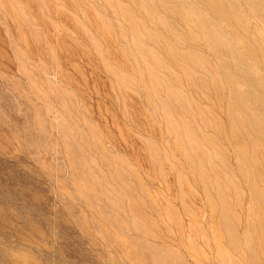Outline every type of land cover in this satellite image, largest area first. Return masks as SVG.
I'll use <instances>...</instances> for the list:
<instances>
[{
  "label": "rangeland",
  "instance_id": "obj_1",
  "mask_svg": "<svg viewBox=\"0 0 264 264\" xmlns=\"http://www.w3.org/2000/svg\"><path fill=\"white\" fill-rule=\"evenodd\" d=\"M0 264H264V0H0Z\"/></svg>",
  "mask_w": 264,
  "mask_h": 264
}]
</instances>
